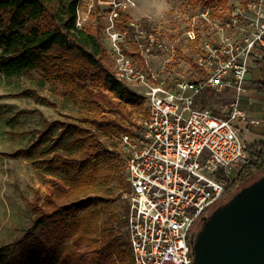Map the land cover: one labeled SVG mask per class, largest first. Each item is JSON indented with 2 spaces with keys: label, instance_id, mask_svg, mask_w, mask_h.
<instances>
[{
  "label": "built area",
  "instance_id": "built-area-1",
  "mask_svg": "<svg viewBox=\"0 0 264 264\" xmlns=\"http://www.w3.org/2000/svg\"><path fill=\"white\" fill-rule=\"evenodd\" d=\"M136 5L135 0H92L84 10L79 2L76 27L84 29L95 13L103 17L113 73L144 99L133 134L119 136L130 185L123 199L132 264H193L196 224L250 159L245 132L259 121L241 103L251 86L247 76L253 62L264 67V0L248 3L251 15L233 14V27L245 19L243 36L221 34L204 44L196 58L195 79L159 76L137 63L134 54L146 60L166 44L132 18V33L118 25L122 14L130 15ZM209 14L207 8L202 19L208 20ZM189 37L197 36L191 30Z\"/></svg>",
  "mask_w": 264,
  "mask_h": 264
},
{
  "label": "trees",
  "instance_id": "trees-1",
  "mask_svg": "<svg viewBox=\"0 0 264 264\" xmlns=\"http://www.w3.org/2000/svg\"><path fill=\"white\" fill-rule=\"evenodd\" d=\"M214 2L205 0L204 5L210 7ZM78 3L79 0H0V74L16 77L37 71L43 82L58 86L68 102L81 107L79 123L61 124L41 115L45 128L17 152L33 157L45 149L51 151L48 170L59 176L47 199L54 209L50 214H41L37 225L62 226L70 213L66 202L72 201L74 208L84 209L75 228L102 247L103 258L115 254L131 261L128 241L120 242L124 228L125 238L127 235V202L123 199L120 214L112 209L114 200L106 191L112 180L121 196L129 192L130 185L120 149L105 140L103 134H133L136 121L127 107L141 108L144 99L115 77L99 38L76 27ZM241 3L247 8L249 0ZM130 20L129 14H122L118 25L132 33ZM141 26L154 32L147 20ZM134 55L145 63L143 56ZM254 88L262 96L257 111L264 117V75ZM25 95L36 97L30 92ZM259 127L256 130L263 138L248 143L250 159L223 198L240 190L238 183L248 179V185L264 174V126ZM92 200L96 202L94 207L87 208Z\"/></svg>",
  "mask_w": 264,
  "mask_h": 264
},
{
  "label": "rangeland",
  "instance_id": "rangeland-1",
  "mask_svg": "<svg viewBox=\"0 0 264 264\" xmlns=\"http://www.w3.org/2000/svg\"><path fill=\"white\" fill-rule=\"evenodd\" d=\"M135 1L136 8L130 13L132 20L138 24H142L143 20L151 22L152 31L166 44L164 51L149 55L143 64L137 63L145 66L150 73L171 79L197 78L196 58L204 44L215 42L221 38V34L231 38L243 36L247 30L245 19L238 27H233V14L243 12L251 15L253 12L243 8L241 0H216L210 7L204 5L205 0ZM257 1L249 0L254 3ZM79 2L85 10L92 0ZM207 8H210V14L208 20H204L202 14ZM227 23H230L229 27ZM219 27L223 30L220 31ZM83 30L99 38L105 49L106 62L113 70V56L104 32L103 17L98 13L93 14ZM191 30L197 36L195 40L189 37ZM131 45L132 42H129L128 47ZM263 70L264 67L253 62V68L247 76L251 86L241 103V109L259 121L257 126L250 125L245 132L249 144L263 138L256 130L264 126V117L257 111L263 99L254 88V83L262 80ZM128 87L137 93L132 86ZM25 92L35 94L36 97L25 95ZM127 108L131 118L139 121L144 103L141 108ZM80 110V105L65 99L58 86L43 82L37 71L16 77L0 74V264H132V259L119 258L115 254L103 258L102 247L83 236L78 227L75 228L74 224L84 209L74 208L72 201L66 202L70 213L62 226L56 227L54 223L37 225L41 214H50L54 209L48 205L47 199L53 190V182L59 176L48 170L47 160L52 155L51 151L45 149L33 157L26 153L17 155V152L30 145L38 137L39 131L45 128L41 115L61 124L79 123ZM59 131L60 128L57 133ZM119 136L103 134V138L110 143L114 142L118 149ZM247 183L248 179L238 185L243 187ZM106 191L114 200L112 209L121 214L124 201L115 180L111 181ZM232 196L226 197L224 202ZM95 203L92 200L87 208H93ZM216 207L218 205L213 206L211 211ZM57 219L58 215L55 217ZM125 234L124 228L120 242L127 241Z\"/></svg>",
  "mask_w": 264,
  "mask_h": 264
},
{
  "label": "water",
  "instance_id": "water-1",
  "mask_svg": "<svg viewBox=\"0 0 264 264\" xmlns=\"http://www.w3.org/2000/svg\"><path fill=\"white\" fill-rule=\"evenodd\" d=\"M193 264H264V174L203 218Z\"/></svg>",
  "mask_w": 264,
  "mask_h": 264
},
{
  "label": "flooded vegetation",
  "instance_id": "flooded-vegetation-1",
  "mask_svg": "<svg viewBox=\"0 0 264 264\" xmlns=\"http://www.w3.org/2000/svg\"><path fill=\"white\" fill-rule=\"evenodd\" d=\"M224 200H225V198L222 197L221 200L218 202L217 205L219 206V205L225 203ZM204 217H205V216H204ZM204 217H203V218H204ZM203 218H202V219L196 224L195 230H194V232H193V236L196 235L197 232L199 231V229L201 228L202 223H203ZM193 236H192V238H193Z\"/></svg>",
  "mask_w": 264,
  "mask_h": 264
}]
</instances>
